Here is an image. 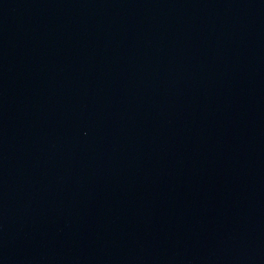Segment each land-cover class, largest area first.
<instances>
[{
    "label": "water",
    "instance_id": "obj_1",
    "mask_svg": "<svg viewBox=\"0 0 264 264\" xmlns=\"http://www.w3.org/2000/svg\"><path fill=\"white\" fill-rule=\"evenodd\" d=\"M0 264H264V0H0Z\"/></svg>",
    "mask_w": 264,
    "mask_h": 264
}]
</instances>
